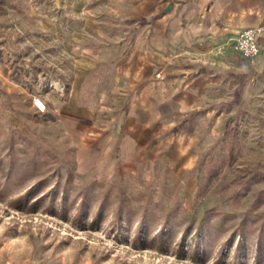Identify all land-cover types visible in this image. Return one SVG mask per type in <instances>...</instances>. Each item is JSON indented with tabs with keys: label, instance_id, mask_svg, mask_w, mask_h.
Wrapping results in <instances>:
<instances>
[{
	"label": "rangeland",
	"instance_id": "374dc122",
	"mask_svg": "<svg viewBox=\"0 0 264 264\" xmlns=\"http://www.w3.org/2000/svg\"><path fill=\"white\" fill-rule=\"evenodd\" d=\"M126 3L0 0V264H264V52L233 43L199 107L132 157L100 156L107 103H55L70 55L127 36Z\"/></svg>",
	"mask_w": 264,
	"mask_h": 264
},
{
	"label": "crops",
	"instance_id": "0c3cea01",
	"mask_svg": "<svg viewBox=\"0 0 264 264\" xmlns=\"http://www.w3.org/2000/svg\"><path fill=\"white\" fill-rule=\"evenodd\" d=\"M125 2L127 36L96 53L82 49L70 55L68 97L55 102L89 117L99 102L109 105L110 130L96 138L102 157L113 148L120 158L134 156L152 135L159 137L178 122L177 110L199 107L218 65L231 60L239 33L264 26V0ZM260 43L264 52V35ZM3 70L8 75V68Z\"/></svg>",
	"mask_w": 264,
	"mask_h": 264
},
{
	"label": "built area",
	"instance_id": "2783aa9c",
	"mask_svg": "<svg viewBox=\"0 0 264 264\" xmlns=\"http://www.w3.org/2000/svg\"><path fill=\"white\" fill-rule=\"evenodd\" d=\"M264 35V26L246 28L239 33L236 41V47L244 56L258 57L263 52L260 43V37ZM160 77V73L157 74ZM32 106L37 115H43L48 112V104L41 94H36L32 98Z\"/></svg>",
	"mask_w": 264,
	"mask_h": 264
}]
</instances>
